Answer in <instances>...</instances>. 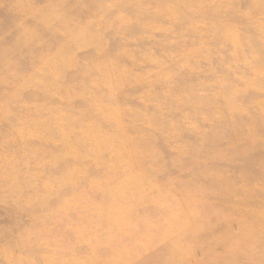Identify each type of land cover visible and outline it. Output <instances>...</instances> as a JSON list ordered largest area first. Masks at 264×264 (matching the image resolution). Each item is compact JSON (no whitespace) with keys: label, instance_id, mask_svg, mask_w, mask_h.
<instances>
[{"label":"clouds","instance_id":"9594fccd","mask_svg":"<svg viewBox=\"0 0 264 264\" xmlns=\"http://www.w3.org/2000/svg\"><path fill=\"white\" fill-rule=\"evenodd\" d=\"M0 264H264V0H0Z\"/></svg>","mask_w":264,"mask_h":264}]
</instances>
